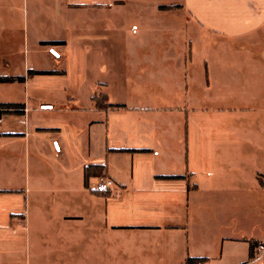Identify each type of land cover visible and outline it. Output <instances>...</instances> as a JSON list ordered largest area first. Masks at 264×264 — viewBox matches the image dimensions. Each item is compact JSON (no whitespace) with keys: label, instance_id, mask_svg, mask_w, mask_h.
<instances>
[{"label":"crops","instance_id":"0c3cea01","mask_svg":"<svg viewBox=\"0 0 264 264\" xmlns=\"http://www.w3.org/2000/svg\"><path fill=\"white\" fill-rule=\"evenodd\" d=\"M17 1L16 5L0 6V13L5 10L22 14V37L37 47L65 46L71 39H83L86 37L83 30L89 27L87 19L95 21L92 24L95 29L124 30L130 29L131 23L139 28L158 26L156 33L163 37L161 40L176 43L183 53L186 92L190 84L187 69L193 65L196 48L220 41L229 57L234 51H241L246 41L264 40V0ZM10 28L12 33L14 27ZM96 34L101 39L109 36L105 31ZM123 34V39H130L129 31ZM203 61L206 79L202 84L207 88L212 83L208 77L214 74L209 71L207 59ZM31 69L59 73L30 76L21 83L25 90L40 76H68L64 69ZM97 85L100 91L90 95L85 107L76 106V98L71 95H66L64 105L57 106L50 101H36L27 91L25 101L0 102L24 104L23 114L0 113V155L8 153L12 167L25 168L20 188H0V191L20 192L29 202L44 205V213L48 212L45 216L22 213L24 219L13 218L10 223L23 225L25 230L23 222L32 221L34 235L43 238L40 249L49 254V264H185L187 258L195 257L205 258V264L248 261V240L263 242L264 228L260 236L246 233L236 213L218 214L220 188L226 187L209 186L206 180L213 177L196 173L190 165L195 126L203 123L201 132L209 143L217 134L216 148L222 147L234 156L225 169L226 176L219 180L228 182L231 193L228 203L237 208L242 200L238 192H242L244 134L243 120L236 116L242 115L243 86L234 90H240L239 103H218L204 108L222 117L216 119L218 125L214 129L212 120L190 118L187 103L181 106L113 103L108 98V83ZM95 94H104V103L124 106L98 108L92 99ZM259 102L256 101L255 110L264 108V101ZM48 113H82L86 117L82 127L75 121L66 123L67 127L42 123V117ZM8 117L13 121L5 124ZM251 138L252 146L256 147L252 151H256L258 136ZM84 143L91 150L87 161L105 165L100 175L90 178L87 187L82 169L86 165L76 158ZM100 177L110 178L113 185L106 191L97 190ZM91 180L96 182L90 183ZM253 187L259 189L257 180ZM250 261L247 263L254 264Z\"/></svg>","mask_w":264,"mask_h":264},{"label":"rangeland","instance_id":"374dc122","mask_svg":"<svg viewBox=\"0 0 264 264\" xmlns=\"http://www.w3.org/2000/svg\"><path fill=\"white\" fill-rule=\"evenodd\" d=\"M17 2L0 0V6L9 7L10 4L16 5ZM2 11L0 75H20L25 74L27 68H37L64 69L68 76H40L30 83L27 90L20 82L1 83L0 102L25 101L28 92L36 101H50L57 106L64 105L67 102L66 95H71L76 98L74 99L76 106L85 107L91 100L90 95L100 91L97 83L105 82L109 85L107 88L109 101L113 103L146 106H181L187 103L190 118L212 120V126L216 129L218 125L216 119L222 117L204 108H210L218 103H239L240 90L237 92L234 90L236 86L238 88L240 85L243 86L242 115L236 116L237 118L241 116L243 120L244 134L241 156L242 192H238L242 200L237 208L228 203L231 197L228 182L219 180V177L226 176L225 169L229 162L234 161V156L224 152L225 149L222 147L216 148L217 134L213 135L212 144L209 143V138L206 139L201 132L203 123H196L195 126L190 165L194 167L196 173L210 174L213 177L206 180L209 186L219 184L226 187L220 188L221 204L218 214L229 216L230 213H236L240 216L241 225L246 233L251 232L259 236L263 234L264 108L255 109L258 108L256 101H260L259 103L264 101V40L246 41L241 46V51H234L229 57L224 53L225 44L220 41L207 42L201 49L196 48L193 65L187 69L190 70L187 77L190 84L186 92L183 53L176 43L169 44L166 38L161 40L163 37L156 33L158 26L154 24L139 28L138 24L131 23L130 29L108 30L92 28L95 21L87 19L89 27L83 30L86 35L83 39H71L65 46L37 47L31 45V40L27 42L22 37L24 31L22 14ZM11 26L14 27L12 33ZM103 31L108 32L109 36L96 38L98 36L96 33L102 34ZM128 31L130 39H123V33L126 34ZM203 58L207 59L209 71L214 74L208 77L212 83L207 88L203 87L204 83L202 84L206 79ZM218 82L221 84L218 85ZM230 86L233 87L231 91ZM229 93L232 95L229 96ZM7 112L4 110L2 114L8 115ZM85 117L86 115L82 113L75 115L48 113L42 117V123L51 122L67 126L75 121L77 125H81ZM12 121L13 119L8 117L5 124ZM85 133L84 130L83 136ZM251 136L254 138L258 136L256 151H252L256 147L252 146ZM90 151L85 143L82 144L76 155L77 161L82 160L84 165L92 163L87 161ZM72 155L75 156L74 153H71ZM10 158L8 153L0 155V188H20L24 182V166L12 167ZM231 166L235 168L234 164ZM256 180L259 189L253 187ZM95 182L96 180H91L90 183ZM0 195V264H49L47 259L49 254L40 249L43 238L34 235L32 221L27 219L26 223L23 222L27 227L25 230L23 225L10 223L13 218L24 219V214L45 216L48 213H44L45 206L33 200L29 202L20 192L4 190L0 191ZM251 261L254 264H264V249L256 247Z\"/></svg>","mask_w":264,"mask_h":264},{"label":"trees","instance_id":"16d2710c","mask_svg":"<svg viewBox=\"0 0 264 264\" xmlns=\"http://www.w3.org/2000/svg\"><path fill=\"white\" fill-rule=\"evenodd\" d=\"M59 72L56 71H39V70H34V69H27L26 73L24 75H17V76H0V83L3 82H12V81H17V82H25V80L33 75H38V74H58ZM92 99L95 101V106L98 108H117V107H123L124 105L122 104H111V103H102L106 99V96L104 94H95ZM23 108L24 104L22 103H0V111L2 114V111L6 110L8 111L7 113L12 114V113H17V114H23ZM5 135H12V134H5ZM116 151H143V150H135V149H116ZM105 170V165L102 164H88L84 166L83 168V180H84V186L87 187L89 179L94 176L100 175L103 171ZM95 193H100L98 191H94ZM249 243V250H248V257L249 260L253 259L254 257V249L256 247L264 246V241L263 242H258L255 240H248ZM205 258L201 257H195V258H187L185 264H196L198 261H204ZM248 260V261H249ZM243 262L240 264H245L247 263Z\"/></svg>","mask_w":264,"mask_h":264},{"label":"built area","instance_id":"2783aa9c","mask_svg":"<svg viewBox=\"0 0 264 264\" xmlns=\"http://www.w3.org/2000/svg\"><path fill=\"white\" fill-rule=\"evenodd\" d=\"M1 121V118H0ZM113 185V181L110 178L100 177L98 183L96 184V189L100 191H106ZM264 249V246H260ZM196 264H205L203 261H198Z\"/></svg>","mask_w":264,"mask_h":264}]
</instances>
